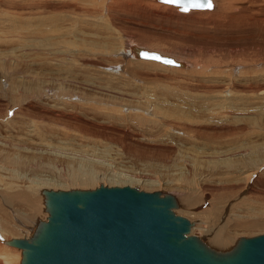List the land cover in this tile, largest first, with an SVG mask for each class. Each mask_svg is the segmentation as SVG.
Here are the masks:
<instances>
[{
	"label": "rangeland",
	"instance_id": "1",
	"mask_svg": "<svg viewBox=\"0 0 264 264\" xmlns=\"http://www.w3.org/2000/svg\"><path fill=\"white\" fill-rule=\"evenodd\" d=\"M212 1L0 0V235L100 183L173 193L207 243L264 233V0Z\"/></svg>",
	"mask_w": 264,
	"mask_h": 264
},
{
	"label": "water",
	"instance_id": "2",
	"mask_svg": "<svg viewBox=\"0 0 264 264\" xmlns=\"http://www.w3.org/2000/svg\"><path fill=\"white\" fill-rule=\"evenodd\" d=\"M170 4L184 11L181 2ZM132 49L143 59L183 65L153 50ZM40 194L46 218L29 236L1 238L21 249L20 264H264V233L240 236L223 249L211 246L191 233L193 222L175 212L179 202L169 191L100 183L44 187Z\"/></svg>",
	"mask_w": 264,
	"mask_h": 264
},
{
	"label": "bare ground",
	"instance_id": "3",
	"mask_svg": "<svg viewBox=\"0 0 264 264\" xmlns=\"http://www.w3.org/2000/svg\"><path fill=\"white\" fill-rule=\"evenodd\" d=\"M173 5V4H172ZM174 6V5H173ZM162 7V6H161ZM172 7V6H171ZM175 8L179 11V12H183V13H188V12H191V11H194V12H196V11H206V10H208V9H191V10H189V11H180L179 9H178V7H176L175 6ZM214 12V11H213ZM193 13V12H192ZM200 13V12H199ZM241 15V14H240ZM187 16V15H186ZM263 21V20H262ZM143 46V45H142ZM131 49H130V52L132 53V54H134V55H136V53H135V51L132 49L133 47H130ZM138 48V47H137ZM145 49V48H144ZM149 50V49H148ZM153 50H154V48H153ZM156 51V50H155ZM157 53H159V54H161V55H165V56H167L165 53H161V52H159V51H156ZM171 56H172V54H171ZM138 57V56H137ZM138 58H140V59H142V60H144V61H149V62H151V63H155V64H158V65H162L163 63H161V62H159V61H156V60H149V59H143V58H141V57H138ZM174 58V57H173ZM174 60H177V61H180L179 59H177V57L176 58H174ZM181 62V61H180ZM168 66V67H172V68H182L184 65H182V66H175V65H167V64H163V66ZM261 89H263V88H261ZM263 91V94H264V90H261V92ZM255 170H258V168H256ZM256 172H252L251 174L254 176V174H255ZM249 177V176H248ZM248 177H247V179H248ZM252 177H249V179H248V181H250V179H251ZM5 181V180H4ZM79 182H81V181H79ZM131 186V185H130ZM34 191H35V189H34ZM24 197H26V198H31V194H27L26 195V193L25 194H22ZM15 196H16V194H15ZM18 198H19V196H18ZM25 198V199H26ZM26 201V200H25ZM30 201V200H29ZM4 203H7L8 204V202L7 201H5L4 200ZM176 212V211H175ZM183 216V215H182ZM190 220V219H189ZM6 224V223H5ZM3 227V226H2ZM9 227V226H8ZM225 227H228V226H225ZM225 227H221V228H218V229H216V230H214V231H212V232H209V233H206L207 235H208V237H209V241H210V245H214V246H216V248H227V247H230L231 246V241H232V238H231V236L228 234V232H227V230H224L225 229ZM12 228H13V226H12ZM10 229V228H9ZM9 229H7L6 227H5V229H3V230H6V232L8 233V232H12L13 233V231L15 230H9ZM17 229V228H16ZM197 228L196 227H191V233L193 234L194 233V231L196 230ZM228 229V228H227ZM18 231V230H17ZM3 232V231H2ZM7 233H4L3 235H0V254L2 255V258H3V261H4V264H20L21 263V261H22V253H21V249L20 250H16V248L14 249V248H10L9 246H7V245H9V244H7V243H5L4 241H2L1 240V238H3V239H9V237H8V235H7ZM12 233L10 234V235H12ZM14 235H16L15 233H13ZM14 235H13V237H14ZM196 235V234H195ZM12 237V236H11ZM7 244V245H6ZM17 249H19V248H17ZM16 252H17V254H16Z\"/></svg>",
	"mask_w": 264,
	"mask_h": 264
},
{
	"label": "snow or ice",
	"instance_id": "4",
	"mask_svg": "<svg viewBox=\"0 0 264 264\" xmlns=\"http://www.w3.org/2000/svg\"><path fill=\"white\" fill-rule=\"evenodd\" d=\"M165 3H178L181 2V6L184 11H189L190 7L194 8H211L212 3L211 0H164ZM190 5V7H189ZM151 58L153 59H161L159 56H152ZM163 62L165 63H172V61L169 60H164Z\"/></svg>",
	"mask_w": 264,
	"mask_h": 264
}]
</instances>
